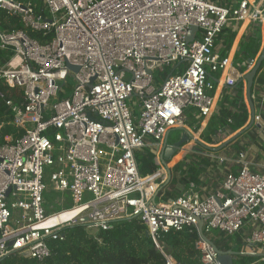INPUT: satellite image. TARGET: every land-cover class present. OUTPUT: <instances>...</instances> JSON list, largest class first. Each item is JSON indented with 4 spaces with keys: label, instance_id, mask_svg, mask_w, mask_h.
<instances>
[{
    "label": "built area",
    "instance_id": "2783aa9c",
    "mask_svg": "<svg viewBox=\"0 0 264 264\" xmlns=\"http://www.w3.org/2000/svg\"><path fill=\"white\" fill-rule=\"evenodd\" d=\"M0 9L24 26L0 31V50L11 53L0 59V84L24 96L22 105L7 104L23 135L0 145V260L28 251L42 262L50 240L62 241L67 227L84 225L98 236L133 220L147 228L165 264L181 263L164 251L162 233L185 229L198 235L201 264H217L213 247L198 234L200 219L208 238L214 231L242 234L252 224L243 244L264 249V172L250 171L241 160L240 171L228 174L216 194L155 203L167 168L142 177L135 158L184 126L186 109L211 115L209 72L228 67L214 54L216 39L233 20L263 26L264 0L227 7L210 0H0ZM192 27L197 32L188 42ZM31 32L53 36L42 44ZM182 61L180 74L155 84L156 72ZM69 77L75 83L70 95L59 85ZM238 80L231 75L226 86ZM133 96L138 116L128 104ZM253 121L264 129L260 115ZM48 176L54 193L70 195L72 208L49 214Z\"/></svg>",
    "mask_w": 264,
    "mask_h": 264
},
{
    "label": "trees",
    "instance_id": "16d2710c",
    "mask_svg": "<svg viewBox=\"0 0 264 264\" xmlns=\"http://www.w3.org/2000/svg\"><path fill=\"white\" fill-rule=\"evenodd\" d=\"M210 1L220 6L227 7L229 5L228 1ZM23 28L24 26L17 16L7 15L5 11L0 9V31ZM52 36V33L46 37H43L38 32L30 33L31 38L42 44L49 42ZM10 56V52L0 50V59L2 61L8 60ZM183 66L184 64H181L173 74H180L183 71ZM173 68L174 66L166 68L162 72H156L155 84L160 86L172 73ZM218 74L219 72H209V80L215 84L218 79ZM231 88L233 89L229 91L232 99L230 100L227 96L222 99L219 110L212 117L206 130L201 135L202 139L207 143H212V136H217L219 139V129L221 128L228 129L229 132H235L240 129L248 115L243 98L244 85L237 83ZM9 102L13 105H22L24 102L23 93L19 89L11 88L1 83L0 145L6 143L5 139L7 137H12V142L15 143L23 135L22 131L12 125V110L7 105ZM233 108L238 113H233ZM196 115H198L197 110L194 108H188L184 111V125L195 132L199 130L200 121L202 120V118H199L198 125H195L197 121L195 120ZM239 115L243 118L241 122L237 120ZM183 156L184 154L177 156L173 160V163ZM135 158L138 164L139 174L142 177L152 175L160 168L156 146L144 148L141 152L135 154ZM195 159H200L198 167ZM203 161H205V158H203L202 154L194 153L186 156L181 162L177 163L172 169L173 179L171 183L159 191L156 197V203L159 201L167 202L183 196L184 193L188 192L190 182L193 180L197 181V176L203 170ZM180 184L185 186L183 191L178 189ZM46 208L48 210L47 203ZM60 233L64 239L62 241L50 240V256L44 261L39 262L33 258H27L22 254H16L0 260V264H165L163 255L157 250L150 236L147 235V228L137 220L131 222L118 221L113 224L109 231L100 232L98 236L89 234L84 225L67 227ZM197 238L198 235L195 230H171L168 233H162L161 244L164 251L172 255L181 264H201L200 254L194 246ZM209 238L223 251L233 250L257 254L262 252L260 247H246L243 244L241 234L229 236L219 231H214L209 235ZM259 260L260 258L258 257L238 256L235 259V264H264V261L260 262Z\"/></svg>",
    "mask_w": 264,
    "mask_h": 264
},
{
    "label": "crops",
    "instance_id": "0c3cea01",
    "mask_svg": "<svg viewBox=\"0 0 264 264\" xmlns=\"http://www.w3.org/2000/svg\"><path fill=\"white\" fill-rule=\"evenodd\" d=\"M222 1H228L229 5L227 6H233L238 0ZM263 50L264 25H259L256 22L230 21L222 31V34L216 39L214 54L218 55L221 59H227L228 67L219 71L218 79L215 82V89L211 92V96L214 99V108L211 115L202 118L200 128L197 132L184 125L193 134L194 139L183 148L184 150L182 149L178 153L179 155L177 154L178 156L184 154V156L176 161L174 166L186 156L194 153L202 154L205 161H203V170L197 176V181H191L188 186V192L183 195L204 199L216 194L222 189L223 182L228 174H237L240 171L242 168L241 160L248 163L250 171L255 173L264 172V129L253 121L254 115H260L264 119V63L256 72L250 90L248 89L247 82L243 80L245 76L253 71L263 54ZM231 67L237 69L240 76L233 73ZM231 75L239 78L244 85L243 98L248 115L240 129L235 132H229L228 129L221 128L219 129V139L217 136H212V143H207L202 139V133L206 130L212 117L219 110L222 99L225 96L229 97L230 100L232 99L229 90L233 88L226 86V80ZM232 112L238 113L235 108L232 109ZM134 113L136 114L135 111ZM239 116L237 120L241 122L243 118ZM199 118L198 115L195 116V120H197L195 125H198ZM197 140L211 148L218 149L217 151L202 149L198 145ZM195 147L200 148L201 151L194 152L192 149ZM157 153L159 161V152L157 151ZM199 160L195 159L196 162L194 161L197 163V167L199 166ZM160 166L162 167L161 164ZM173 167H170L168 164V168L171 170V180L167 185L173 179ZM162 179L164 181L163 184L166 183L168 174L163 175L159 181ZM178 189L183 191L185 186L180 184ZM247 225L243 232H241L242 237L252 232L254 226L252 224ZM261 250L262 252L260 254H264V249L261 248ZM258 258H260V262L264 261V257Z\"/></svg>",
    "mask_w": 264,
    "mask_h": 264
},
{
    "label": "water",
    "instance_id": "95a60500",
    "mask_svg": "<svg viewBox=\"0 0 264 264\" xmlns=\"http://www.w3.org/2000/svg\"><path fill=\"white\" fill-rule=\"evenodd\" d=\"M197 32V28L196 27H192L189 30V33L187 35V41L188 42H192L194 39V35ZM187 61V60H186ZM186 61H182L178 64H176L173 68L172 73L169 76L174 75L173 72L183 63H185ZM264 63V50H263V54L261 55L260 59L258 60V63L256 64L255 68L253 69V71L251 73H249L247 76H245V78L243 80H245L247 82V86L248 89L250 90L252 82H253V78L256 74V72L260 69V67L262 66V64ZM68 68L70 70H73L74 72H78L79 68L72 66V65H68ZM168 76V77H169ZM242 81L239 80L238 83H241ZM231 88V87H230ZM250 92V91H249ZM249 99V97H248ZM172 130H180L183 132V134L181 135V137L176 140L174 143L172 144H168V137L170 134V131ZM170 130L165 139H164V143L162 144V146L160 148L157 149V151L159 152V162L163 167L167 168V174H168V180L166 183L162 184L159 188V190L157 191L153 202L156 203V197L159 193V191L165 187L169 181L171 180V170L170 168H168V164L169 162H171L174 157L192 140L194 139L193 134H191V132H189L184 126L181 127H176L174 129ZM198 145L200 146V148L202 149H206V150H210V151H217L218 148H211L210 146H207L205 144L200 143L197 140ZM200 148L195 147L194 149H192L194 152H200ZM1 162V159H0ZM10 193V190L7 192V195ZM82 222H87V218H83ZM198 234L199 236L204 239L205 241H207L208 243L211 244V246L213 247L214 251L217 254V264H235V259L238 256H250V257H264V254H257V253H253V252H249V253H243V252H237V251H233V250H228V251H223L220 250L211 240L210 238H208L204 231H203V220L200 219L198 221ZM149 236V234H147ZM22 255H24L27 258H31L30 257V253L28 251H25L22 253Z\"/></svg>",
    "mask_w": 264,
    "mask_h": 264
},
{
    "label": "rangeland",
    "instance_id": "374dc122",
    "mask_svg": "<svg viewBox=\"0 0 264 264\" xmlns=\"http://www.w3.org/2000/svg\"><path fill=\"white\" fill-rule=\"evenodd\" d=\"M74 80L69 77L68 80L66 82H63V83H60L59 85L63 88H65L66 86V89L68 90V95H70L71 91H72V88L74 87ZM139 100L137 97L133 96L131 100L128 101V104L130 106H132L133 110L136 112V115L138 116L139 113H140V106H139ZM209 117V116H207ZM183 134L182 131L180 130H172L170 131V134H169V137H168V144H172L174 143L176 140H178L181 135ZM175 163H173L172 161L169 163V166L170 167H173ZM48 170V169H47ZM47 184H48V190L45 192V201L48 205V212L50 215H53V214H56L58 213L59 211L63 210V209H70L72 208L74 205H73V202H72V199L70 197V195L68 193H65V194H57V193H54L52 191V188H51V183H50V178L49 176L47 177ZM54 194H57V195H54ZM61 201L63 205H61ZM89 234L91 235H94V236H97L95 231H88Z\"/></svg>",
    "mask_w": 264,
    "mask_h": 264
},
{
    "label": "bare ground",
    "instance_id": "6f19581e",
    "mask_svg": "<svg viewBox=\"0 0 264 264\" xmlns=\"http://www.w3.org/2000/svg\"><path fill=\"white\" fill-rule=\"evenodd\" d=\"M188 148H189V147H188ZM183 150H184V149H183ZM181 151H182V150H181ZM178 155H179V154H178ZM178 155H177V156H178ZM177 156H175V157H177ZM175 157H174V158H175ZM75 215H76V212H72L71 214L68 215V217H72V216H75ZM56 221H57V219L54 218V219L50 220V221L48 222V224H53V223L56 222Z\"/></svg>",
    "mask_w": 264,
    "mask_h": 264
}]
</instances>
